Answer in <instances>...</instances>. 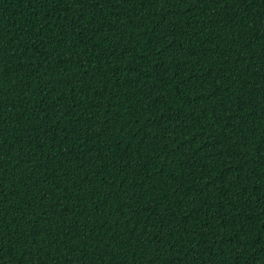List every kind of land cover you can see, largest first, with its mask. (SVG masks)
<instances>
[{
    "label": "trees",
    "instance_id": "16d2710c",
    "mask_svg": "<svg viewBox=\"0 0 264 264\" xmlns=\"http://www.w3.org/2000/svg\"><path fill=\"white\" fill-rule=\"evenodd\" d=\"M0 264H264V0H0Z\"/></svg>",
    "mask_w": 264,
    "mask_h": 264
}]
</instances>
